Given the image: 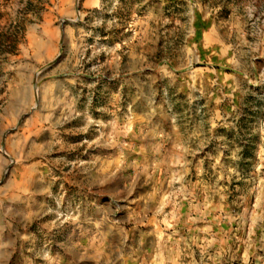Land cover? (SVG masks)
Returning a JSON list of instances; mask_svg holds the SVG:
<instances>
[{"label":"rangeland","instance_id":"rangeland-1","mask_svg":"<svg viewBox=\"0 0 264 264\" xmlns=\"http://www.w3.org/2000/svg\"><path fill=\"white\" fill-rule=\"evenodd\" d=\"M0 264H264V0H0Z\"/></svg>","mask_w":264,"mask_h":264}]
</instances>
